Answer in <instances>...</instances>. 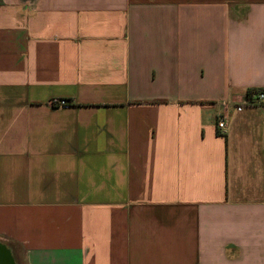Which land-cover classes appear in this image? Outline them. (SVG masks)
<instances>
[{"label": "crops", "instance_id": "obj_1", "mask_svg": "<svg viewBox=\"0 0 264 264\" xmlns=\"http://www.w3.org/2000/svg\"><path fill=\"white\" fill-rule=\"evenodd\" d=\"M261 89L264 0H0V245L264 264Z\"/></svg>", "mask_w": 264, "mask_h": 264}, {"label": "built area", "instance_id": "obj_2", "mask_svg": "<svg viewBox=\"0 0 264 264\" xmlns=\"http://www.w3.org/2000/svg\"><path fill=\"white\" fill-rule=\"evenodd\" d=\"M50 106L54 109H61L69 106L66 100L51 99L49 102ZM264 105V90H256V93H252L246 97L245 104L238 106L237 110L242 111L246 106ZM218 129L221 133H225L227 129V120L224 116L218 119Z\"/></svg>", "mask_w": 264, "mask_h": 264}, {"label": "water", "instance_id": "obj_3", "mask_svg": "<svg viewBox=\"0 0 264 264\" xmlns=\"http://www.w3.org/2000/svg\"><path fill=\"white\" fill-rule=\"evenodd\" d=\"M0 264H15L12 253L0 245Z\"/></svg>", "mask_w": 264, "mask_h": 264}, {"label": "trees", "instance_id": "obj_4", "mask_svg": "<svg viewBox=\"0 0 264 264\" xmlns=\"http://www.w3.org/2000/svg\"><path fill=\"white\" fill-rule=\"evenodd\" d=\"M261 90H264V89H261ZM252 93H256V90H250V91H248L247 94H246V97H248V95L250 96Z\"/></svg>", "mask_w": 264, "mask_h": 264}]
</instances>
